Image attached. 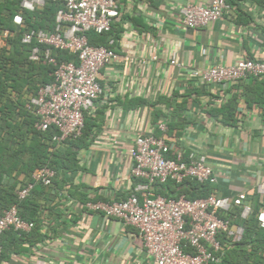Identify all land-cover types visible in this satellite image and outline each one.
Instances as JSON below:
<instances>
[{"label":"crops","instance_id":"crops-1","mask_svg":"<svg viewBox=\"0 0 264 264\" xmlns=\"http://www.w3.org/2000/svg\"><path fill=\"white\" fill-rule=\"evenodd\" d=\"M115 1L118 17L111 37L116 58L101 69L102 93L86 113L91 128L83 139L89 145L73 149L75 171L58 174L51 193L59 196L48 205L51 215L42 217L41 238L23 242L19 253H9L0 264H151L135 228L89 213L80 204L129 194L137 182L130 176L129 150L139 134L161 135V120L167 145L184 158L194 151L207 155L217 197L243 192L252 211L264 207V194L258 192L264 183V76L228 87L191 76L194 70L243 59L264 61V0H226L230 9L201 29L185 28L178 10L212 0ZM172 57L178 66L169 64ZM21 117L31 120L27 113ZM56 149L67 151L62 144Z\"/></svg>","mask_w":264,"mask_h":264},{"label":"built area","instance_id":"built-area-1","mask_svg":"<svg viewBox=\"0 0 264 264\" xmlns=\"http://www.w3.org/2000/svg\"><path fill=\"white\" fill-rule=\"evenodd\" d=\"M45 1L19 0V7L33 12L42 8ZM50 1L60 4L54 28L51 31L25 29L21 44H34L28 54L29 62L53 68L52 81L40 86L29 98L28 106L37 118L33 127L40 132L56 130L53 141L62 143L81 135L85 114L102 93L100 71L116 58L112 48L90 45L86 33L109 32L118 17V5L115 0ZM229 9L226 0H212L209 5L186 4L178 13L185 28L201 29L221 19ZM13 23L25 28L20 14L13 16ZM112 44L110 40L109 45ZM53 50L75 55L77 64L57 61ZM169 64L178 66L173 57ZM191 76L202 84L228 87L243 79L263 77L264 61L243 59L234 65H216L202 72L194 70ZM157 129L161 135L139 134L129 150L133 160L130 176L138 181L129 194L118 200H87L80 206L89 213L135 228L151 264H216L215 254L222 248L218 236L231 241L241 238L242 228L231 225L227 215L233 208L240 209L241 219L250 214L246 194L241 192L229 197L210 194L199 199H187L183 195L168 199L156 194L154 185L167 180L175 184L185 179L210 184L217 181L205 153L194 151L184 158L180 151L167 145L163 136L167 130L164 120L158 122ZM55 177V170L46 165L35 168L29 181L15 191L17 200L27 198L37 186L51 187ZM258 192L264 194V183L258 185ZM257 221L264 228V207L258 212ZM33 228V222L20 217L16 205L0 215V236L8 230L18 235L28 234ZM1 254L0 245V257Z\"/></svg>","mask_w":264,"mask_h":264},{"label":"trees","instance_id":"trees-1","mask_svg":"<svg viewBox=\"0 0 264 264\" xmlns=\"http://www.w3.org/2000/svg\"><path fill=\"white\" fill-rule=\"evenodd\" d=\"M59 8V3L46 0L42 8L29 12L20 9L19 0H0V42L2 43H0V215L3 210L16 205L20 217L34 223V228L28 234L18 235L8 230L0 236L2 248L0 261L7 258L11 252L19 253L23 242H31L33 237L40 235L38 227L42 225V217L46 213L51 215L50 212H52L50 204L54 195L51 191L56 192L54 187H58V174L62 177L64 173L75 171L77 159L73 149L78 150L80 147L89 145V141L83 139L91 128L86 121V114L84 127L79 137L56 143L52 139L57 131L54 129L44 132L35 130L33 126L37 118L31 107L26 106L30 96L35 95L40 86L52 81L50 74L53 68L28 61V54L34 44H21L22 32L25 29L51 31L54 28L55 15ZM16 14L22 16L25 28L16 27L13 23V16ZM111 30L103 34L93 31L86 33L88 43L113 49V44L109 45V41L112 40ZM5 31L8 34L4 35ZM52 55L57 61H72L77 64L76 56L66 51L53 50ZM23 92H27L26 99L23 97ZM5 93L9 95L6 100L2 101V95ZM12 101H15V104ZM24 105L29 110L28 112L24 110ZM229 107L230 104L226 107L227 113ZM223 111L224 107H221L219 112L223 114ZM25 113L31 120L22 121L21 116H25ZM229 115L232 117V114ZM157 118L156 114L155 119ZM23 125L28 127L21 131ZM46 141H52L53 145H47ZM57 144L66 146L67 151L60 153L61 150L56 149ZM49 149L54 151H49ZM41 165L55 170L56 177L52 186H37L27 198L18 201L15 191L29 181L32 171ZM21 175L23 179L19 180ZM154 191L168 199L180 195L187 199H199L214 194V187L213 184L197 183L190 179H185L180 184L167 180L163 184H155ZM56 196L59 195L55 193L54 197ZM38 197L42 198L41 203L38 202ZM257 214L251 210L245 219H241L239 208H233L228 213L227 218L230 219L231 225L240 226L242 235L239 241H231L223 235L218 236L222 248L215 254L218 257L216 264H264V228L259 226ZM55 219H59L58 214L55 215ZM40 238L41 236L38 240Z\"/></svg>","mask_w":264,"mask_h":264}]
</instances>
